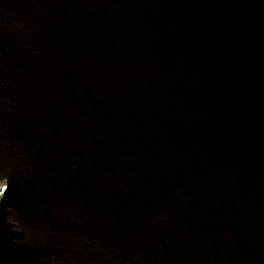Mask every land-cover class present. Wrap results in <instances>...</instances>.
<instances>
[{
  "label": "water",
  "instance_id": "water-1",
  "mask_svg": "<svg viewBox=\"0 0 264 264\" xmlns=\"http://www.w3.org/2000/svg\"><path fill=\"white\" fill-rule=\"evenodd\" d=\"M0 264H264V0H0Z\"/></svg>",
  "mask_w": 264,
  "mask_h": 264
},
{
  "label": "rangeland",
  "instance_id": "rangeland-1",
  "mask_svg": "<svg viewBox=\"0 0 264 264\" xmlns=\"http://www.w3.org/2000/svg\"><path fill=\"white\" fill-rule=\"evenodd\" d=\"M4 188H5V184L4 183L0 184V189H3L4 191ZM3 191H0V197H2Z\"/></svg>",
  "mask_w": 264,
  "mask_h": 264
},
{
  "label": "snow or ice",
  "instance_id": "snow-or-ice-1",
  "mask_svg": "<svg viewBox=\"0 0 264 264\" xmlns=\"http://www.w3.org/2000/svg\"><path fill=\"white\" fill-rule=\"evenodd\" d=\"M0 191H3V189H0Z\"/></svg>",
  "mask_w": 264,
  "mask_h": 264
}]
</instances>
